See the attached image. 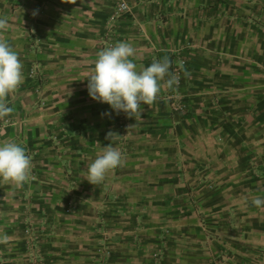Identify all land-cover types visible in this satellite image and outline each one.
I'll return each mask as SVG.
<instances>
[{"label":"crops","instance_id":"crops-1","mask_svg":"<svg viewBox=\"0 0 264 264\" xmlns=\"http://www.w3.org/2000/svg\"><path fill=\"white\" fill-rule=\"evenodd\" d=\"M120 1L0 0V40L24 75L0 143L32 162L23 188L0 183V264H264V206L253 203L264 199V0H124L132 13L115 45L132 44L138 71L188 60L187 109L172 108L166 76L126 131L87 90ZM109 144L123 163L92 185L84 170Z\"/></svg>","mask_w":264,"mask_h":264},{"label":"clouds","instance_id":"clouds-1","mask_svg":"<svg viewBox=\"0 0 264 264\" xmlns=\"http://www.w3.org/2000/svg\"><path fill=\"white\" fill-rule=\"evenodd\" d=\"M32 14L37 15V11L34 10ZM6 24L7 21L0 18V30ZM134 51L132 44L126 41L100 51L94 69L87 78V90L92 99L107 103L113 112H124L129 117L142 114L141 105L153 104L160 92V82L170 76V62L167 58L154 61L138 71L130 59ZM23 81V65L18 53L7 40H0V120L13 112L7 97ZM174 83L175 77L170 76L168 86L171 87ZM122 163L121 152L109 144L102 154L87 164L84 170L87 174L83 177L92 185L101 184L106 174ZM31 168V157L21 144L16 141L0 143V183H11L15 188L21 189L30 177ZM253 203L262 207L264 199L256 198ZM6 242V235L0 236V243Z\"/></svg>","mask_w":264,"mask_h":264},{"label":"built area","instance_id":"built-area-1","mask_svg":"<svg viewBox=\"0 0 264 264\" xmlns=\"http://www.w3.org/2000/svg\"><path fill=\"white\" fill-rule=\"evenodd\" d=\"M132 13L131 6L124 0L120 1L113 12L110 13L108 20H107V31L105 32L102 40V44L104 47H112L116 43V32L115 27L118 25V22L125 18L126 14ZM35 33V32H33ZM35 36L33 39H28V45L30 46V49L35 52H40V37L37 35V33L34 34ZM188 66V60L183 56H177L175 57V61L172 65V77H175V83L173 84V90L169 93L168 98L171 100L172 108L176 111H185L188 107V103L185 101V95L182 93L181 88L186 85L188 81V77L186 74V68ZM29 77L31 81H34L36 84V91H39L41 82L43 80L42 72L40 71L39 64L31 65L28 71ZM3 123L7 124L10 123V119L8 117L1 120ZM118 124L120 129L123 131L127 130L128 127V119L124 112H120L118 114ZM54 140L60 144L62 139L56 134L54 136ZM213 186L210 185V188ZM32 231V229H31ZM29 228L25 230V235L30 240V242H33L35 239V236L32 234ZM109 252H106V257H108ZM154 257L156 259V263L160 260V254L156 253L154 254ZM102 258V257H101ZM108 259V258H107ZM104 257L101 259V262H104Z\"/></svg>","mask_w":264,"mask_h":264},{"label":"rangeland","instance_id":"rangeland-1","mask_svg":"<svg viewBox=\"0 0 264 264\" xmlns=\"http://www.w3.org/2000/svg\"><path fill=\"white\" fill-rule=\"evenodd\" d=\"M185 86H186V85H185ZM185 86H183V87H185ZM183 87H182V88H183ZM183 89H184V88H183ZM172 90H173V88H172ZM172 90H171V91H172ZM182 93H183V92H182ZM183 94H184V93H183ZM184 95H185V94H184ZM106 232H107V231H106ZM109 235H110L109 233H108V234H107V233L104 234V236H103V240H104V241H109V240H108V239L110 238ZM105 252H106V250H105ZM100 260H101V259H100Z\"/></svg>","mask_w":264,"mask_h":264},{"label":"trees","instance_id":"trees-1","mask_svg":"<svg viewBox=\"0 0 264 264\" xmlns=\"http://www.w3.org/2000/svg\"><path fill=\"white\" fill-rule=\"evenodd\" d=\"M170 70H171V75H172V65H171V67H170ZM167 79H169L168 76H167Z\"/></svg>","mask_w":264,"mask_h":264}]
</instances>
